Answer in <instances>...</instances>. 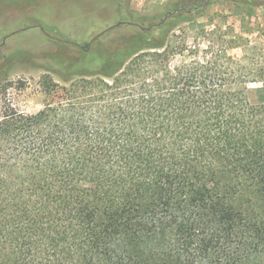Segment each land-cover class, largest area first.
<instances>
[{"label": "trees", "instance_id": "obj_1", "mask_svg": "<svg viewBox=\"0 0 264 264\" xmlns=\"http://www.w3.org/2000/svg\"><path fill=\"white\" fill-rule=\"evenodd\" d=\"M216 1L264 6L169 0L113 46L46 58L38 112L3 107L0 264H264L255 79L227 49L201 61L185 43Z\"/></svg>", "mask_w": 264, "mask_h": 264}, {"label": "rangeland", "instance_id": "obj_2", "mask_svg": "<svg viewBox=\"0 0 264 264\" xmlns=\"http://www.w3.org/2000/svg\"><path fill=\"white\" fill-rule=\"evenodd\" d=\"M168 2L0 0V67L8 73L0 84V117L5 106L33 114L49 102L40 78L47 73L44 62L51 54L69 59L88 43L113 46L120 36L135 29L138 19H154ZM183 30L187 50L197 52L199 60L206 61L221 49L240 59L255 79L247 86L249 101L264 106V6L238 8L216 1L198 11ZM209 46L211 51L206 55ZM188 54L170 57L165 67L172 70L187 63L191 60Z\"/></svg>", "mask_w": 264, "mask_h": 264}]
</instances>
